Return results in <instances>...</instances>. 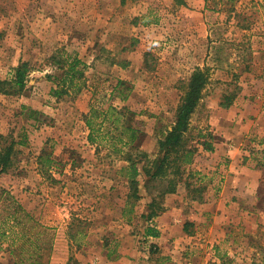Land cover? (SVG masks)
I'll use <instances>...</instances> for the list:
<instances>
[{"label": "rangeland", "instance_id": "rangeland-1", "mask_svg": "<svg viewBox=\"0 0 264 264\" xmlns=\"http://www.w3.org/2000/svg\"><path fill=\"white\" fill-rule=\"evenodd\" d=\"M183 1L0 0V80L20 62L31 67L22 95L0 93V134L17 142L0 195L33 218L30 243L13 255L1 243L0 264L38 254L44 263L50 244L48 264H264V0ZM73 57L87 65L86 86L55 99L46 75ZM196 68H208L209 80L189 127L214 145L191 165L203 198L180 186L148 221L141 215L157 190L140 177L141 199L125 213L121 162L89 144L84 115L93 98L127 107L143 133L138 147L153 155ZM225 96H234L228 108ZM42 152L54 162L48 173ZM9 205L0 202V219ZM146 226L158 236L145 237Z\"/></svg>", "mask_w": 264, "mask_h": 264}, {"label": "trees", "instance_id": "trees-1", "mask_svg": "<svg viewBox=\"0 0 264 264\" xmlns=\"http://www.w3.org/2000/svg\"><path fill=\"white\" fill-rule=\"evenodd\" d=\"M176 3L182 5L184 1L176 0ZM55 64L61 73L59 75H46V78L54 84L50 89L51 96L60 99L64 96L79 94L86 86L85 71L87 65L76 57L59 58ZM30 70L31 67L28 62H20L14 69L11 79L0 80V93L13 96L22 95L26 88L27 75ZM208 78V68H196L188 80L182 84L181 95L174 113V121L170 128L164 131L162 137L157 140L156 152L153 155L138 147L143 133L131 123L133 112L127 107L118 108L112 104H101L102 107H96V99L93 98L91 101L88 114L84 115V122L88 130L87 141L94 145L96 150L106 149L109 155L115 156L121 162L117 166L115 174H120L124 178L128 188L125 213H132V206L141 199L139 194L140 177L144 178V187L149 194L152 195L153 189L157 190V194L148 204V212L141 215L148 221L163 211L160 200L168 194L176 193L180 186L185 188L192 201L200 202L202 200L204 190L197 185V181L194 182L198 176L200 177V173L192 170L191 165L200 152L214 151L213 136L211 133L202 130L193 132L189 125L191 116L203 97ZM123 85L124 83L121 81L113 85V94ZM120 93V100L125 101L127 94L123 91ZM233 100L234 96H225L220 106L228 108ZM16 144L17 142L11 135L0 134V175L7 173L13 166ZM53 163L50 154L46 152H42L37 158L39 168L45 173L51 170ZM8 201L10 209L0 219V244L7 242V248L13 255L15 245H20L19 247L22 248L30 243L29 237L31 236L29 227H27V220L33 221V218L13 196L2 191L0 202L4 204ZM158 234V231L152 226H146L144 229L145 237H157ZM37 249L42 250L41 247H37ZM50 250L51 244L48 260L44 263L41 262L42 254L30 255L23 259L22 263L48 264ZM20 261L16 260L14 264H19ZM71 264L78 263L73 261Z\"/></svg>", "mask_w": 264, "mask_h": 264}, {"label": "crops", "instance_id": "crops-1", "mask_svg": "<svg viewBox=\"0 0 264 264\" xmlns=\"http://www.w3.org/2000/svg\"><path fill=\"white\" fill-rule=\"evenodd\" d=\"M81 264H83V263H81ZM84 264H88L87 262H85Z\"/></svg>", "mask_w": 264, "mask_h": 264}]
</instances>
